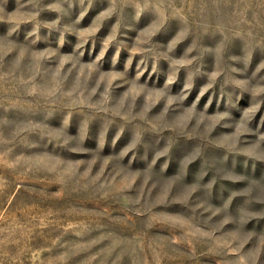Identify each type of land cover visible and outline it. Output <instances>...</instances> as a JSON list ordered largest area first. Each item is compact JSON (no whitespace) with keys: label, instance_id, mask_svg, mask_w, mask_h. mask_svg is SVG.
Instances as JSON below:
<instances>
[{"label":"rangeland","instance_id":"rangeland-1","mask_svg":"<svg viewBox=\"0 0 264 264\" xmlns=\"http://www.w3.org/2000/svg\"><path fill=\"white\" fill-rule=\"evenodd\" d=\"M0 264H264V0H0Z\"/></svg>","mask_w":264,"mask_h":264}]
</instances>
